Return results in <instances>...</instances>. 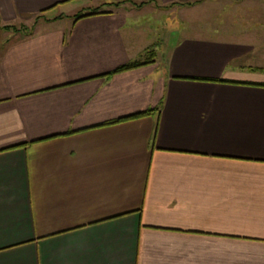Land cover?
<instances>
[{
    "label": "crops",
    "instance_id": "0c3cea01",
    "mask_svg": "<svg viewBox=\"0 0 264 264\" xmlns=\"http://www.w3.org/2000/svg\"><path fill=\"white\" fill-rule=\"evenodd\" d=\"M38 17L0 49V264H264V0H0Z\"/></svg>",
    "mask_w": 264,
    "mask_h": 264
},
{
    "label": "rangeland",
    "instance_id": "374dc122",
    "mask_svg": "<svg viewBox=\"0 0 264 264\" xmlns=\"http://www.w3.org/2000/svg\"><path fill=\"white\" fill-rule=\"evenodd\" d=\"M94 6H96L94 4ZM205 13H208V12H205V11H199L197 16H199L200 18L202 17L201 20H205L204 18V15ZM211 18L209 19V17L207 16L206 20L208 21H211V22H216L219 20L220 18V11L217 10V9H213L212 12H211ZM53 14H56V12L54 13H48V16H52ZM185 14H187V12H185ZM165 15V14H164ZM183 15V14H182ZM181 14H179V16L182 18V19H186L187 20V17L186 15L182 16ZM146 16L150 17V16H153L150 12H148L146 14ZM175 17L178 16L177 13L174 14ZM165 17V21L163 23V19H158V26H160L159 28L162 30H164V33L166 34V38H167V30L165 29L166 28V21H169L167 18V16H164ZM44 17H40V18H31L29 20H25V21H22V22H18V23H14V27H16L17 30L15 29H8V30H5L3 29V26L2 24H0V49H4V47H6L7 44L13 42L14 40L16 39H19L20 37H22L23 35H25L28 30L30 29H33L34 28L36 29V27L38 26V24L42 21ZM151 20V19H149ZM167 44H165L164 46L162 45H158V50L159 52H163L167 47ZM163 47V48H162Z\"/></svg>",
    "mask_w": 264,
    "mask_h": 264
},
{
    "label": "trees",
    "instance_id": "16d2710c",
    "mask_svg": "<svg viewBox=\"0 0 264 264\" xmlns=\"http://www.w3.org/2000/svg\"><path fill=\"white\" fill-rule=\"evenodd\" d=\"M102 13H104V12L101 11V8H96V9H94V10L88 12V13H84V14L78 15L77 19H81V18H84V17L92 16V15H98V14H102ZM38 18H40V17H38ZM0 28H2V27H0ZM12 28L17 30L16 27H14L13 25L3 26V29H5V30H8V29L11 30ZM32 33H33V29H30V30H28V32L24 36L30 35ZM154 57H155V52L152 49L149 48L148 50H146V52L143 55V59L146 58L144 60V62L135 61V62L126 64L124 66H121V67L117 68L115 71H113L108 76L116 74V73H119V72H123V71H127V70H130V69L137 68V67L141 66L142 64L151 63V61L154 59ZM153 111L154 110H147V111L135 114L133 116H130V117H128L126 119H123V120H120V121H124V120H127V119H136V118H141V117H147V116H150L153 113ZM117 122H119V121H117ZM113 123H115V122H113Z\"/></svg>",
    "mask_w": 264,
    "mask_h": 264
}]
</instances>
